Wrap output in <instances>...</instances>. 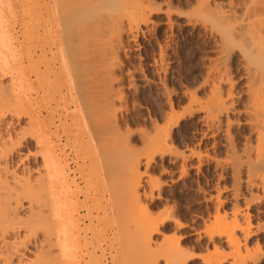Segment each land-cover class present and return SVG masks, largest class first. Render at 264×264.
Listing matches in <instances>:
<instances>
[{"label": "bare ground", "instance_id": "bare-ground-1", "mask_svg": "<svg viewBox=\"0 0 264 264\" xmlns=\"http://www.w3.org/2000/svg\"><path fill=\"white\" fill-rule=\"evenodd\" d=\"M176 4L172 0H0V264L39 260V264H80L90 235L87 224L81 226L82 218L76 216V202L68 199L67 154L63 153L64 158L59 155L54 138L59 139L60 132L66 134L69 127L70 132L81 131L87 144L94 145L101 137L106 140L109 133L115 136L110 137L113 143L131 144L132 130L126 117L129 89L141 93L152 81L145 75L140 76L139 84L134 78L126 81L132 72L122 71V33L134 39L142 25L158 24L152 18L158 12L165 13L167 23L172 24L171 14L180 10ZM5 10L15 14V31L5 23L10 16L4 18ZM181 22L180 26L191 30L202 24L213 38L214 56L209 57L202 81L183 85L181 91L174 81L177 73L165 61L166 47L173 40L157 43L158 52L150 58L152 68L162 75L159 86L150 88L147 95L158 101L144 113L153 126L150 124L149 130L145 126L142 135L147 151L135 154L131 161L132 174L137 177L129 190L132 196L127 192L130 206L142 213L138 237L141 245L150 248L151 234L158 231V224L167 227L172 221L176 229L185 227L170 207L159 217H151L150 204L142 202L138 190L142 184L140 164L149 177L148 194L145 188L142 193L150 202L162 198L161 193H153L163 185L159 178L151 177L153 164L163 163L162 172L168 173L172 182L176 172L183 178L189 168L201 174L204 165H213L196 188L205 203L199 213L204 224L197 235L199 239L206 237L216 249L203 258V264H223L227 256L220 250L226 249L230 264H257L264 254V238L258 236L264 224L256 220L264 209L254 208L256 202L264 205V0H196ZM10 65L12 74H8ZM50 97L60 100L55 103L59 109L51 106V100L46 101ZM41 99L49 124L36 109ZM193 124L198 127L192 128ZM29 141L34 148L28 145L24 150ZM120 160L117 157V162ZM223 179H228V184L220 183ZM106 213L113 215L111 208ZM89 218L87 221L92 220ZM36 226L43 232V242L40 240L39 250L35 249L40 259L32 262L28 243ZM173 239L164 250L167 256L188 261L180 237Z\"/></svg>", "mask_w": 264, "mask_h": 264}, {"label": "rangeland", "instance_id": "rangeland-1", "mask_svg": "<svg viewBox=\"0 0 264 264\" xmlns=\"http://www.w3.org/2000/svg\"><path fill=\"white\" fill-rule=\"evenodd\" d=\"M172 1L177 3L176 6L178 7V9H180V10H175L173 12L174 14L173 13L171 14V16H172L171 21H172V24L175 23L174 25L170 24L171 25L170 26L169 23H167V15L165 13L158 12V13L152 14V18L158 24H156V25L154 24V26L152 24H150L147 28H146V26L142 25V31L134 39H132L130 34H128L127 32L122 33L123 34L122 35V40H123L122 42H124V43L123 44L121 43L122 45H121V49H120V56H121L122 61L124 60L123 61L124 65L122 64L123 68L122 67L121 68H122V71H124V72L127 70H128V72H132V73L134 72L133 73L134 75H132V73L130 75H127L128 77H126V81H127V79H128V81L129 80L131 81L134 78L133 79L134 82L139 84V83H141V81L139 80V78H141L140 76L145 75L149 80L152 81V85L150 86L151 90L152 89L155 90L156 87L159 86V83H160L159 78L161 77L162 74L161 73L158 74L157 71L154 68H152L153 66L150 65V58L152 57L153 54H156L158 52L157 51V48H158L157 43L164 44L166 41H170V39H172L173 41H170V45H169L170 47L169 46L166 47L165 52H166V58L167 59H165V61H166V63L170 62L169 65L172 66L174 74L177 73V74H175V76H177L178 79L177 80L174 79V81L175 82L177 81L175 84L178 86L179 90L181 91V89L184 88V86L191 84V82L199 83L202 81L203 76L206 72V68H207L209 59L214 56V53L212 51L213 50L212 49L213 38L210 36L208 31H206V30H204V28H202L203 26L201 23H198L193 30H191V28L189 26H183L182 24L180 26V22L181 21L184 22L186 12L191 7H193V5L194 6L196 5V0H172ZM6 12H9V11L5 10L4 11L5 14H3V15H4L5 19L8 17V15H10L7 19V21L9 23L6 22L5 20L4 21H5V23H7V25L9 24L12 31H15V29L13 28L16 25L15 14L11 15L14 12L13 13L10 12L11 14L10 13L7 14ZM169 36H171V38ZM210 44H211V46H210ZM11 63H12V60H11L10 64ZM8 70H9L8 74L13 73L12 65H10ZM7 77H8V75H7ZM178 80H180V82ZM189 80H190V82H189ZM168 81H169V77H168ZM150 88H147L146 91H143V92L141 91V93L138 91H134L135 88H133V87L129 89V92H130L129 93V100H128V109L129 110L127 111L128 113L126 112V114H127L126 117L129 120L128 127H130V130H132L130 132V135H129V137L130 136L131 137L128 139V140H130L131 144L127 145V146H131V147H127V146H125V144H122L120 142L117 143L116 141H114V143H113L111 141V140H113V138H110L112 133H109L110 137L108 135H107L108 138L106 137V140L110 139V140H108V142L104 139V137H101L100 138L101 140L99 139L96 144H94V145L87 144L84 142L85 140L87 141V138H86V136H84V134L81 131L79 132V130L77 131L75 129L72 130L71 132L69 131V127H68L69 124H67V127H68L67 131L68 132L66 131L67 132V133L65 132L66 134H64V133L61 134L62 132H60V135H61L60 138L59 139H57L58 137H55L56 139L54 138V142L58 143L57 144V152H59V155L63 157V153L65 151H66L65 155L67 154V157L64 158L65 157L64 156L63 158L65 160V162H64L65 165L67 166V164H68V166H67L68 168L66 167L67 173L69 172L68 173V177H69L68 181L69 182L71 181V183H69L70 186H69V190H68L69 191L68 192V199H70L69 200L70 202H73V203L76 202V204L72 203L74 205V207H75V205H77L75 207V209H76L75 212H77L76 216H78V215L81 216V218H82V220H80L81 226H85L87 224L86 225L87 236L90 235L88 237L87 245L84 247V249L81 252L83 256H82L80 264H100V262H102L103 264L104 263L105 264H151V261L153 262L156 259L157 260L155 262H153V264L154 263L155 264L156 263L157 264H181V263L182 264H203V261H202L203 258L212 255L216 251L215 247L213 246V243L207 242L206 237H202L199 239L198 235H197V233L200 231L199 229H202V226L204 224L203 218L200 217V214L205 209V203L203 202L204 199L202 198L204 195L202 193L197 194V192H196L197 183H198V181H200L201 183L203 182V180H204L203 175L207 174V173H211V171L213 169V165L212 166L211 165L210 166L204 165L201 169V174H198L197 170L195 168H189L188 175L183 177V178H178L179 173L176 172L174 174V180L175 181L173 180V182H174L173 183L172 181H169L170 175H168V173L162 172L161 166H163V163L158 162L157 164H153L154 167H152L149 170L151 177H153V180H155V178L156 179L159 178L160 182L161 181L163 182L162 188L160 190H158V189L153 190V193L155 195H158L159 193H161L162 198L157 199L153 202H150L149 199H147L148 198L147 194H148L149 184H147L146 181L149 179V177H148V175H146V173H144L145 167L142 164L139 165V173H140V175H142L141 179H142L143 185L141 184L140 187L138 186V190L141 193L142 202H146L147 205L150 204L148 206L149 207L148 209L150 211L151 217L152 218L159 217L166 209L168 210V207H170L169 209L173 210V214L175 216L174 218L176 220H178L180 223L182 222L183 225H185V227L176 229V227L173 226L174 223L172 221H170L171 223L170 222L168 223L167 227H164L162 224H158V227H159L158 231L153 232L151 234V238H152L151 239V241H152L151 247L148 248L144 244L141 245L140 237H138V236L140 235V230L142 228L141 227V225H142V223H141L142 222V213L140 212V210H137L138 209L137 207H136L137 208L136 209L133 206H130V200L128 198H131L130 195H131V191L133 188L132 183H134L136 181V177H137V175L132 174L133 169H131L132 168V164H131L132 162L131 161L139 153L142 154L143 152L147 151L146 149L148 148L146 145H145L146 146L145 147L144 144H142V142H143L142 135H143L145 126H146V130H147V127L149 130L152 123H150V121L145 120L144 113L147 110L146 108H149V106H151V105L153 106V104H155L158 101V100L154 101L152 99V97L147 95L148 94L147 91H149ZM205 91H206V89L204 88L201 90V93L202 92L204 93ZM57 98L58 97H56V99ZM42 100L43 99L39 100V102ZM49 100H51V97H50V99H48L46 101L49 102ZM56 101H54V98H53L51 100V102H49V103L51 104L52 107H55L57 109L59 106L57 107V105H55V103L56 104L59 103L60 100L58 102H56ZM42 104L45 105L44 100H43V102L39 103L37 106L40 107ZM52 104H54V105H52ZM44 105H42V107H40V109H39V107L38 108L36 107V109H38V111H40L41 117L45 119L44 121L49 122L48 121L49 119L47 120V118H48L47 110L45 111ZM44 115H45V117H44ZM129 117H131V118H129ZM135 117L137 119H135ZM47 122H46V124H49ZM68 122H70V119H68ZM132 122H133V124H132ZM193 125H192V128L198 127L197 124H195L194 126ZM143 126H144V128H143ZM71 133H72V135H71ZM67 137H68V142L65 141V140H67ZM110 143H112V144H110ZM61 144L65 145L66 147H64V146L62 147ZM116 144L118 147H116ZM28 145L30 146V148H32V149L34 148L33 142L29 141V142L25 143L24 150H26V147ZM122 145L125 147H123ZM29 146L27 148H29ZM105 146H106V149H105ZM132 146H133V148H132ZM121 147H123L122 148L123 150L121 149ZM144 147L146 148L145 150H144ZM60 148H62V152L59 151V150H61ZM100 148H101V150H100ZM113 148H115V149H113ZM126 148H127V150H126ZM103 149H104V151H103ZM133 149L136 151V153ZM131 151H134L133 152L134 154ZM106 152H107V154H106ZM123 152H124V154H123ZM211 152L213 153L212 149H211ZM100 153H102V154H100ZM111 154H113V155H111ZM120 154H122L123 156ZM135 154H136V156H135ZM107 155L111 157V160H109L110 157H107ZM119 155H120V157H119ZM117 157H118V161H119V159L122 158V160H120L121 162H117ZM102 158L103 159L108 158V160H106V162H105V159L103 160ZM157 158L159 159V157H157ZM102 161L104 163H102ZM32 162H33V160H32ZM66 162H68V163H66ZM164 165L170 166V164L168 162H165ZM111 168L112 169L114 168V171ZM70 170H71V172H70ZM102 170H103V172H102ZM129 170H130V172L128 173ZM125 171L127 173H123ZM130 173H131V175H130ZM124 176H126V177L128 176V177L126 178ZM106 177H107V180H106ZM134 177H135V179H134ZM128 179H129V181H127ZM130 181H133V182H130ZM165 182H167V183H165ZM228 182H229L228 179L220 180V183H222V184L223 183L228 184ZM131 186H132V188H131ZM119 188H120V190H119ZM144 188L146 189L147 194L142 193L143 190H145ZM117 190H118V192H117ZM129 190H131V191H129ZM115 191H116V193H115ZM85 192H86V194H85ZM127 192H129L130 195ZM85 196L86 197L88 196L87 198H89V199H87V198L84 199ZM90 197H92V199ZM124 197H126V198H124ZM166 197H168V198H166ZM113 199H115V200H113ZM84 202H85V204H82ZM78 203H79V205H78ZM87 204L89 205V207ZM91 204H92V206H91ZM95 204L97 207L95 206ZM132 204L134 205L133 202H132ZM255 204L256 205L254 206V208H257V207L262 208L263 207L262 209H264L263 204L260 205V203H257V202ZM83 205H84V208L86 207V209H83V207H82ZM107 205H108V207H107ZM134 206H138V205H134ZM90 207H92V209H90L91 211L89 210ZM87 208H88V210H87ZM102 208H104V209H102ZM110 208L113 211V213H112L113 215L106 213L107 211L108 212L110 211ZM79 209H81V210H79ZM126 209H128V210H126ZM85 210L88 212L86 213ZM129 210H131V211H129ZM252 211H255V210L252 209ZM126 212L127 213L131 212V213L127 214ZM89 213H91V214H89ZM83 214L87 215L86 216L87 218L86 217L84 218ZM132 214H134V215H132ZM105 216H107V217H105ZM89 217L92 218L91 221H87ZM132 217H134V218H132ZM198 217H200V218H198ZM83 220H84V222H82ZM89 220H90V218H89ZM256 220L260 224H264V213L258 215ZM101 221H102V223H101ZM120 224H122V225H120ZM37 226H36L37 230H34L32 228L33 234L30 232V242L28 243V248L30 251L27 252V254H28L29 259L31 261L40 259L39 254H37L36 252L39 253L38 248H40V243L43 242L41 240V238H43V236H42L43 232H42V230H39L38 229L39 227H37ZM174 236L180 237V244L183 247V250L187 252L183 256L188 257L187 258L188 261L185 260V261L179 262V260H178L179 256L177 259L175 256H174L175 258L174 257H168L167 253H165V251H164L165 248L169 247L171 245V242H173V240H174L173 239ZM258 236L261 238H264V230L261 231ZM100 237H102V238H100ZM33 238H35V239L33 240ZM103 238H104V240H103ZM171 238H172V240H171ZM34 244H35V246H34ZM106 244H109V245H106ZM138 244H139V246H138ZM37 245H39V246H37ZM262 245H263V251H264V244H262ZM129 246L131 248H129ZM159 247H160V249H159ZM51 248H52V246H51ZM35 249H38V250L36 251ZM139 249H140V251H138ZM185 249H188L189 252ZM51 250L52 251L56 250L54 245H53V248ZM136 250H137V252H136ZM89 252L91 253V255ZM220 252L224 253V254H222L223 256L224 255L227 256V257H225L223 264H228L229 260H230V258L228 257L229 256L228 255V252H229L228 249L224 250L223 252H222V250H220ZM90 257H92V258H90ZM148 262H150V263H148ZM39 263H40V260L33 262V264H39ZM257 264H264V254L260 257Z\"/></svg>", "mask_w": 264, "mask_h": 264}]
</instances>
